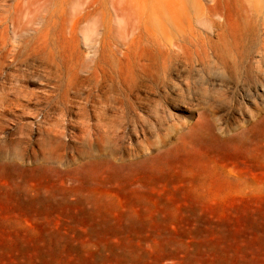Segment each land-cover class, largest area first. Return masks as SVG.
Instances as JSON below:
<instances>
[{
  "label": "rangeland",
  "instance_id": "rangeland-1",
  "mask_svg": "<svg viewBox=\"0 0 264 264\" xmlns=\"http://www.w3.org/2000/svg\"><path fill=\"white\" fill-rule=\"evenodd\" d=\"M198 1L0 0V264H264V0Z\"/></svg>",
  "mask_w": 264,
  "mask_h": 264
},
{
  "label": "bare ground",
  "instance_id": "bare-ground-1",
  "mask_svg": "<svg viewBox=\"0 0 264 264\" xmlns=\"http://www.w3.org/2000/svg\"><path fill=\"white\" fill-rule=\"evenodd\" d=\"M195 1V5H196V7L199 9V12H200V14L201 13H204V10L202 11V9H201V6H200V3H199V1L198 0H194ZM216 10L213 8V9H211V10H209V13H210V16L209 17H212V16H214L215 14H216ZM153 13V12H152ZM211 13L213 14V15H211ZM150 16H152V14H151V12H148V17L150 18Z\"/></svg>",
  "mask_w": 264,
  "mask_h": 264
}]
</instances>
